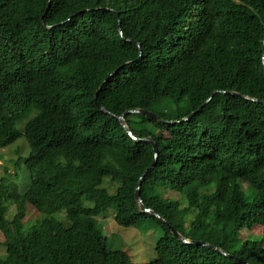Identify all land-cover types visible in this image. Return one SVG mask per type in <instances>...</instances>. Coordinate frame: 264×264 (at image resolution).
<instances>
[{"label":"trees","instance_id":"trees-1","mask_svg":"<svg viewBox=\"0 0 264 264\" xmlns=\"http://www.w3.org/2000/svg\"><path fill=\"white\" fill-rule=\"evenodd\" d=\"M263 55L264 0H0V264H137L108 209L164 229L142 264H264Z\"/></svg>","mask_w":264,"mask_h":264},{"label":"rangeland","instance_id":"rangeland-1","mask_svg":"<svg viewBox=\"0 0 264 264\" xmlns=\"http://www.w3.org/2000/svg\"><path fill=\"white\" fill-rule=\"evenodd\" d=\"M165 102H167V99H162L158 101L153 108L157 110L162 107ZM131 118L139 119L137 115H133ZM16 145L17 143H14L8 147L0 148V177L9 173L14 168V161L18 157V154L14 151ZM23 180L24 179L20 177L18 182L22 183ZM120 184L119 181L107 177L102 186L105 187L110 194H114ZM167 195L173 198L181 197L180 192L173 190H168ZM183 201L185 200L183 199ZM186 204L185 202V205ZM8 206L9 210L7 212V217L11 219L16 212V207L12 203H8ZM97 218L100 221L99 223L103 225V231L108 238V243L111 248L125 250L130 254L132 261L137 264H142L155 257L156 242L165 233L161 226H147L145 222L148 220L135 226L121 225L114 219V209H108L102 212ZM261 237L262 235L260 233H254L243 227L240 229L238 238L236 237L233 243L232 250L239 249L245 239H260ZM2 239L3 235L0 231V255L6 253V246L1 243Z\"/></svg>","mask_w":264,"mask_h":264},{"label":"water","instance_id":"water-1","mask_svg":"<svg viewBox=\"0 0 264 264\" xmlns=\"http://www.w3.org/2000/svg\"><path fill=\"white\" fill-rule=\"evenodd\" d=\"M263 62H264V55H263ZM233 93V92H232ZM213 95V94H212ZM253 99H256V98H253ZM103 107V106H102ZM104 108V107H103ZM129 112H132V113H142V114H147V115H150V116H153V117H156L158 118L159 116L151 111L150 109H147V108H142V107H138V108H131V109H128L125 113H123L120 118H121V122L123 124V126L126 128L127 132L136 140H144V138H141V137H137V135L132 131V129L129 127L128 123L126 122L125 120V114H128ZM197 111L191 113V115L195 114ZM169 121V120H168ZM173 123H175L176 121H172ZM146 140H150V138H147ZM154 147H155V150H156V155L158 153V150H157V147H156V144H154ZM150 168V167H149ZM142 174L139 182H138V187H137V190H136V197L139 201V203H142V198L140 196V185L142 183V179L143 177L145 176V174L148 172V169ZM146 210L148 211H151L150 208L146 207ZM153 213L157 216V217H160V214L156 211H153ZM168 225L170 226V229L173 231V233L179 238L181 239L182 241L184 242H189L191 244H202V245H207V246H212L216 249H218L219 251H221L222 253H225V254H229L225 249H223L222 247L220 246H217L215 244H212L211 242L209 241H205V240H200V239H191V238H188L186 237L185 235H183L180 231H178L169 221L167 222ZM246 264H250V263H246Z\"/></svg>","mask_w":264,"mask_h":264},{"label":"clouds","instance_id":"clouds-1","mask_svg":"<svg viewBox=\"0 0 264 264\" xmlns=\"http://www.w3.org/2000/svg\"><path fill=\"white\" fill-rule=\"evenodd\" d=\"M233 91H231V93H232ZM249 97V96H248ZM252 98H254V97H252ZM212 99V95L207 99V101L206 102H208V101H210ZM257 99V98H256ZM152 111V110H151ZM154 112V111H153ZM189 117V116H188ZM188 117H185L186 119L188 118ZM159 118V117H158ZM121 119V118H120ZM125 120H126V114H125ZM126 122H127V120H126ZM128 123V122H127ZM133 131V130H132ZM137 137H140V136H137ZM141 138H144V137H141ZM147 138H149V137H147ZM146 138V139H147ZM145 138H144V140H146ZM136 140V139H135ZM137 141H139V140H137ZM150 141H152L151 139H150ZM154 144H156V143H154ZM157 147V146H156ZM158 150V149H157ZM156 152V151H155ZM157 155H158V153H157ZM156 155V156H157ZM147 170V169H146ZM145 170V171H146ZM149 170V169H148ZM144 171V172H145ZM143 172V173H144ZM146 175V174H145ZM142 176V175H141ZM145 177V176H144ZM143 177V178H144ZM141 178V177H140ZM140 180V179H139ZM142 181H143V179H142ZM141 185H142V183H141ZM141 185H140V188H141ZM138 187V186H137ZM136 190H137V188H136ZM140 196H141V194H140ZM142 198V197H141ZM138 200V199H137ZM140 204H143L144 206H145V210H146V207H148V208H150L149 206H147V205H145L144 204V202H143V199H142V203H140ZM150 210L151 211H149V212H152L153 213V211H155V210H152L151 208H150ZM146 211H148V210H146ZM157 212V211H156ZM159 213V212H158ZM160 214V213H159ZM162 216H161V214H160V217L159 218H161ZM115 219V218H114ZM100 222V221H99ZM168 222V221H167ZM171 223V222H170ZM168 224V223H167ZM169 226V225H168ZM169 228H170V226H169ZM177 229V228H176ZM178 230V229H177ZM172 231V230H171ZM179 231V230H178ZM173 232V231H172ZM182 233V232H181ZM183 234V233H182ZM184 235V234H183ZM176 236V235H175ZM177 237V236H176ZM178 238V237H177ZM189 238V237H188ZM179 239V238H178ZM192 239V238H191ZM181 240V239H180ZM206 241V240H205ZM213 244V243H212ZM218 246V245H217ZM214 248V247H213ZM224 249V248H223ZM249 263V262H248Z\"/></svg>","mask_w":264,"mask_h":264}]
</instances>
